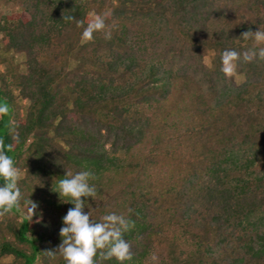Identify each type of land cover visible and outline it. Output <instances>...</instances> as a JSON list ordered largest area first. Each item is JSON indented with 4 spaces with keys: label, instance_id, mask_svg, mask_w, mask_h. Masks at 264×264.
<instances>
[{
    "label": "trees",
    "instance_id": "obj_1",
    "mask_svg": "<svg viewBox=\"0 0 264 264\" xmlns=\"http://www.w3.org/2000/svg\"><path fill=\"white\" fill-rule=\"evenodd\" d=\"M14 2L0 46L24 61L0 73V139L22 199L0 217V264H66L45 253L74 207L58 182L81 171L96 176L95 197L82 198L93 222L135 224L123 264H264V60H241L239 85L221 71L224 50L264 47L240 38L264 31V0ZM94 15L105 29L82 40ZM16 99L29 103L23 118H13ZM162 218L198 240L191 253L155 249Z\"/></svg>",
    "mask_w": 264,
    "mask_h": 264
},
{
    "label": "clouds",
    "instance_id": "obj_2",
    "mask_svg": "<svg viewBox=\"0 0 264 264\" xmlns=\"http://www.w3.org/2000/svg\"><path fill=\"white\" fill-rule=\"evenodd\" d=\"M67 21H75L78 27H84V21L74 19L73 16L63 17ZM105 29V21L101 15H94L93 19L84 27L82 40L91 41L93 34ZM110 38V33L106 34ZM244 40H253L256 45L264 44V31L248 30L240 37ZM264 60V47L259 51L249 49L242 54L236 50L226 49L221 54V71L226 78L232 77L242 60L245 63L255 58ZM9 108L6 104L0 105V117L6 116ZM16 139V138H14ZM12 145H5L0 139V217L12 212L20 206L22 193L18 186L20 169L15 166L12 157L7 154ZM96 176L90 171H81L76 174L67 172L65 178L58 182L60 197L68 198L74 207L67 211L63 217V226L60 229L61 243L55 250L45 254L55 258L62 256L66 264H99L115 258L120 264L132 259L131 245L124 239L123 233L135 226L133 221L126 220L121 215L109 214L102 218L103 222H93L89 212H85V201L82 198L95 197L96 187L90 185V180ZM27 214L31 220L36 213L38 204L30 199L26 202ZM99 253V261L96 259Z\"/></svg>",
    "mask_w": 264,
    "mask_h": 264
},
{
    "label": "rangeland",
    "instance_id": "obj_3",
    "mask_svg": "<svg viewBox=\"0 0 264 264\" xmlns=\"http://www.w3.org/2000/svg\"><path fill=\"white\" fill-rule=\"evenodd\" d=\"M18 6L14 0H0V16L1 15H9L10 13L17 11ZM89 16H93V12L89 14ZM1 39V36H0ZM213 55V51H208L204 58L203 62L207 66H210L211 64V58ZM23 61L24 58L22 55L15 54L13 52H7L5 53L3 49L0 46V73L3 75L6 74L10 62H13L14 64L20 65V70L23 68ZM229 79L233 80L235 84L239 85L244 81V77L241 74H238L237 72L230 77ZM14 95H17V92L14 91ZM28 102L25 100L16 99L14 111L12 112L13 118H23L26 114V110L28 107ZM157 231L156 233L152 234L151 241L155 247V249L167 251L169 248H174V250L180 255L184 251H187V253H191L193 249L195 248L196 242L198 240L196 239H188V238H178V226L171 224L170 222H167L165 218H162V221L160 224H157ZM193 243V245L191 244ZM7 262L10 261V258L6 260ZM42 262L38 260L35 264H41Z\"/></svg>",
    "mask_w": 264,
    "mask_h": 264
}]
</instances>
